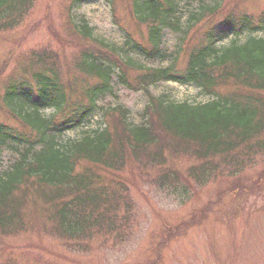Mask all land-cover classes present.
Segmentation results:
<instances>
[{
	"label": "trees",
	"instance_id": "1",
	"mask_svg": "<svg viewBox=\"0 0 264 264\" xmlns=\"http://www.w3.org/2000/svg\"><path fill=\"white\" fill-rule=\"evenodd\" d=\"M35 1L0 0V33L17 29ZM121 1L70 0L68 22L79 44L72 66L74 79L84 78L83 86L73 90V80L58 68L57 54L42 50L31 56L32 77L10 80L0 94L4 107L24 124L18 130L0 121V165L4 155L11 159L0 170L2 238L27 232L24 213L39 201L50 224L44 231L64 240L69 251L87 252L96 236L106 241L131 233L133 203L124 182L130 163L136 167H129L131 175L175 192L187 191L191 182L207 186L224 173L242 177L264 156V9L253 12L242 0ZM92 3H103L115 15L127 8L144 33L139 36L117 20L121 47L95 38L87 24H75L77 10ZM243 35V44L231 39ZM228 39L231 44L221 47ZM164 61L165 67L147 65ZM166 82L195 86L210 100L191 104L151 93ZM120 87L148 96L141 124L129 121L124 106L100 107L117 97ZM100 111L104 127L64 140ZM166 152L170 164L179 157L196 162L189 168L191 181H181L165 166ZM152 171L158 173L155 178ZM237 180L244 191L248 185ZM12 254L9 247L0 264H22ZM56 261L69 262L56 258L41 264Z\"/></svg>",
	"mask_w": 264,
	"mask_h": 264
},
{
	"label": "rangeland",
	"instance_id": "2",
	"mask_svg": "<svg viewBox=\"0 0 264 264\" xmlns=\"http://www.w3.org/2000/svg\"><path fill=\"white\" fill-rule=\"evenodd\" d=\"M69 3L70 0H36L34 9L17 29L0 33V94L10 80L20 79L27 73L32 77L36 69L30 65L31 56L42 50L57 54L58 68L64 78L73 80V90L83 86L82 76L74 79L77 72H74L72 62L79 44L68 22L71 16ZM242 3L253 12L264 9V0H242ZM75 16V24H87L93 29L95 38L116 47H121L124 41L115 25L117 20L131 26L139 36L144 33L143 28L134 24L127 8L126 11L119 9L115 15L103 3H92L81 6ZM255 36L262 37L263 34ZM170 40L172 46L173 40ZM245 40L243 35L236 38V43L243 44ZM230 44L231 40H226L221 47ZM147 65L165 67L167 63L147 62ZM151 93L191 104H205L210 100L195 86L174 82L162 83L151 89ZM147 103L148 96L143 92L120 87L117 97H108L99 105L101 108L124 106L129 110V121L139 125ZM0 107V121L22 130L23 122L11 114L1 100ZM49 114L48 111L44 113L45 116ZM102 115V111L95 115L87 128L66 133L64 140L81 139L84 132L102 127ZM165 155V166L178 172L181 181H191L188 179L189 168L196 162L179 157L170 164L169 154L166 152ZM9 158V155L2 157L0 170L8 168ZM217 164L221 172L222 164L218 160ZM129 167H136L130 163L124 173H127L124 182L129 185V198L133 203L128 225L131 233L119 239L110 236L106 241H103L105 237L96 236L90 240L87 252L69 251L64 240L44 231L50 226L46 210L39 201H33L35 203L28 204L24 213L27 232L0 236L4 245L0 256L6 258L10 247L12 256L22 264H41L56 258L67 259V264H264V156H260L253 167L247 168L242 177L224 173L207 186L198 187L191 182L187 188L183 183L187 191L179 188L175 192L159 190L146 180L138 179L137 175L128 172ZM102 174L104 177L110 175L106 170ZM151 175L155 178L158 173L152 171ZM237 179L244 180L249 189L243 191L244 185ZM56 262L62 264V261Z\"/></svg>",
	"mask_w": 264,
	"mask_h": 264
}]
</instances>
